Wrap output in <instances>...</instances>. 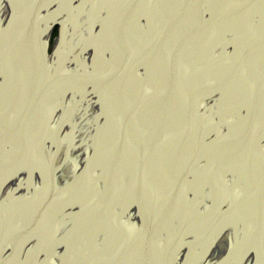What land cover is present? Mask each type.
I'll return each mask as SVG.
<instances>
[{"label": "bare ground", "instance_id": "bare-ground-1", "mask_svg": "<svg viewBox=\"0 0 264 264\" xmlns=\"http://www.w3.org/2000/svg\"><path fill=\"white\" fill-rule=\"evenodd\" d=\"M234 1L218 0L212 6L213 12L220 18L223 14L233 12L230 15L226 14L230 16L229 18L222 19V26L223 28L236 24L242 26V29H237L236 35L238 40L242 41L240 45L244 47L243 52L247 50L248 43L255 49L259 45L263 50V39L251 38L255 33H252L250 19L256 14L258 32L263 33L264 6L247 4L246 0L243 3ZM39 2L43 3V0ZM10 3L13 9V19L18 17L17 15L22 10L24 11L25 20L21 22L19 29L26 32L27 40L24 47L16 48L11 34L7 32L0 34V139L7 144V156L0 158V167L11 163L19 156L38 149L40 105L55 80L60 78L57 70L50 72L49 66L45 65V68L41 66L39 34L43 27L34 22L35 14L22 8L20 0L3 1V4L9 5ZM162 6V20L155 23L152 15H149V28L143 35H138L141 4L134 8L117 6L106 23V39L113 43L116 52L112 73L119 77L117 79L119 82L110 80L108 81L110 83L106 81L100 85L101 93L109 105L108 123L110 122L111 126L109 125L108 132L117 133L112 145L115 152V163L108 173L107 181L102 183L100 188L93 189L87 198L79 200L75 207L69 205L66 210L64 205L70 199L66 191L52 189L50 192L47 190L36 192L33 190L34 193H31L30 198L27 199L24 198L27 191L19 193L17 199L10 198L0 206V220L4 222L8 230L29 227L30 230L38 231L47 238H51L52 234L61 227L63 236L67 237L65 244L70 256L118 257L116 252L120 246L130 245L135 233L141 231L143 226L142 220L137 223V220L126 212L131 205H136L142 212L144 222L161 225V227L170 224V229L174 226L172 212L171 210L168 212L167 207L170 178L174 172L173 164L179 163L177 169L191 167L196 160L205 157V154L209 157L210 152L199 145L203 133L193 127L192 107L179 102L177 96L204 93L214 88L215 85L222 87L225 96L231 95L233 86L229 89H226V86L235 73L234 70L228 68L223 71L219 83L205 81L189 91H183L167 81L165 86L152 90L148 95L139 94L138 98H130V87H134H129L120 80L131 75L138 64L146 65V61L153 57L162 38L170 30L176 31L177 37L174 45L177 50L174 49L172 55L165 54L164 66L160 72H165V76L169 75L170 78L178 77L174 66L186 57V54L182 52L183 47L179 48V43L182 40L181 36L186 35L183 33V20L189 14L196 13L195 2L192 0L190 3L186 0H162ZM35 11L37 12L38 9ZM26 14H31L30 23H26ZM43 17H47L46 13ZM13 25L14 21L10 25L12 29ZM197 26L199 25L196 24L193 28ZM201 27L206 33L205 36L211 34L209 21ZM200 40L201 38L197 41ZM190 51L191 53L200 52L195 51L192 44ZM242 54L237 72L243 73L240 85L244 91H238V94L245 99L248 72L244 63L248 54ZM253 55L263 57L262 54ZM200 62L199 58V64L195 67H200ZM251 65L256 67V62L252 61ZM259 70H257L258 75ZM56 72L57 77L54 75ZM199 76H203L199 70L192 75V77ZM40 89H42V94L39 92ZM37 91L40 97L36 100ZM153 96L165 97V99L159 101ZM231 97L232 95L224 98L220 104L224 105V101ZM170 112L173 114L172 123ZM100 123L103 125L102 121ZM235 128L237 127H234L230 138L224 140L230 144L223 147L230 154L234 152L235 160L230 165L231 167L238 163L234 174L237 175L238 172L239 175L245 176L238 184L243 192L241 204L248 212L251 224L258 230L259 223L264 220V213L259 209L262 205L260 199L262 189L259 186L262 177L258 176L263 169L264 146L260 147L259 151L257 143L264 138V133L257 129L251 131L247 122L243 125V129ZM124 145L129 147V156L124 153ZM216 156L218 159L223 157L220 151ZM144 158H147L144 163L150 164L143 166L141 177L140 168ZM212 164L215 165L213 160ZM221 170L224 173L226 166L221 167ZM159 174H163V177ZM143 188L150 197H144L140 193ZM156 196L165 203L166 211L159 209L155 200ZM21 201L24 204V212L17 214L15 209L19 207ZM252 206L254 209L251 208ZM239 210L237 207L232 211L238 213ZM159 231L158 229L156 234Z\"/></svg>", "mask_w": 264, "mask_h": 264}, {"label": "snow or ice", "instance_id": "snow-or-ice-1", "mask_svg": "<svg viewBox=\"0 0 264 264\" xmlns=\"http://www.w3.org/2000/svg\"><path fill=\"white\" fill-rule=\"evenodd\" d=\"M146 2L151 0H20L21 7L31 14H37L36 9H55L42 17L49 26L45 62L60 78L40 105L38 149L0 167V194L8 189L6 200L25 190L27 199L33 190L56 189L70 196L66 210L107 181L115 163L112 145L117 133L108 132L100 123L109 114L100 85L112 75L116 52L106 39L101 15L113 7L134 8ZM260 3L264 5V0ZM31 14H26V23H30ZM72 14L83 22L60 19ZM224 104L223 109L219 102L205 108L203 138L208 144L217 143L212 140L214 135H225L226 113H231L232 122L242 126L247 122L243 108L236 110L233 101ZM261 130L264 132V122ZM6 149L0 139V158L7 156ZM230 176L219 171L211 157H201L193 166L173 172L168 205L174 226L169 230L164 264H264V220L258 230L251 224L241 204L243 192ZM225 205L227 212L223 211ZM237 207L240 210L234 213ZM127 213L137 223L143 218L135 206L128 207ZM69 259L66 247L56 237L47 238L29 227L10 231L0 220V264H56L58 260L66 264Z\"/></svg>", "mask_w": 264, "mask_h": 264}, {"label": "flooded vegetation", "instance_id": "flooded-vegetation-1", "mask_svg": "<svg viewBox=\"0 0 264 264\" xmlns=\"http://www.w3.org/2000/svg\"><path fill=\"white\" fill-rule=\"evenodd\" d=\"M2 0V10H3V17L0 18V32L7 27L13 17V9L11 3L3 4ZM188 3H190V0H186ZM195 2L196 6V13L189 14L184 20V28L183 33H186V35H182V39H188L192 35H196L197 37L190 41L186 40L183 44V51L186 54V57L183 58V60H179V62L174 66L177 70L178 77L176 78H170L169 75L165 76V72H160V70L163 69L162 66H164L163 59L166 57L165 54H171L173 53L175 49L174 40L177 37L176 31L174 29L170 30V32L166 33V36H164L161 40L160 46L157 47V50L155 51L153 57L146 61V65L138 64L135 69L133 70L132 74L128 79L123 78L125 81V85L133 86L134 88L130 87V93L129 97L132 99L138 98V95H148L152 90L157 89L159 87H163L167 84V81L170 82V85H176L179 87V89L183 91H189L192 87H198L205 81H214L216 83H219V80L222 79V73L225 70H228V68H231L234 70V73H237L239 68V61L240 57H242V53H247L248 56L246 57V61L244 63L246 71L248 72L247 75V85L254 86L259 84L264 88V48H263V57H257L253 54H260L257 53L255 50V47L253 45L247 44L246 48L247 50L244 51V47L240 45L242 41H239L237 38V29H242V26L240 24H236L233 26H230L228 28H223L222 26V18L216 13L213 12L212 6L217 3L218 0H192ZM244 0H235L234 2H243ZM250 3H254L253 0H248ZM142 5V12H141V19L139 20L138 24V35H143L145 32L148 31L149 28V20L148 16L152 15V19L155 23H158L162 20L163 14H162V0H151L149 3H143ZM7 7V9L4 10V8ZM264 8V7H263ZM116 7L111 8L108 11H105L102 13L101 18L104 20L105 25L108 23V20L112 16L114 10ZM50 11H55V9H44L43 11L38 10L37 14H35L37 18V23L40 25V27H43L42 31H40L41 34H39V43L41 45V52L39 54V59L41 58L42 67L45 65L48 66V64L45 62L48 51H47V30H48V23L46 20L42 19L43 15L48 13ZM204 13H207L205 16ZM34 16V17H35ZM70 18L73 22H75L77 19L80 20V22H83V18L78 17L76 14H72L70 17L61 16L60 19L64 20ZM258 20V17L255 15L252 16L250 19V26L252 27V33L254 32L255 35L251 38H261L264 42V31L261 33V31L258 32V25L256 21ZM209 21L211 23V34L208 36H205V32L201 26H204L206 22ZM196 24V28H193ZM99 26L97 27L96 31H99ZM63 33V26H61V34ZM261 34V35H260ZM199 38H201L200 41H197ZM191 44L193 45V48L195 51H200L199 53H191L190 47ZM241 54V56H240ZM199 58L201 59L200 67H195L198 63ZM257 60V61H256ZM256 62V67L251 65V62ZM45 68V67H44ZM259 70V75L257 74V70ZM200 71V74L203 76L199 77H192V75L197 71ZM55 71V69L50 70ZM57 77V72L56 74ZM243 90L241 86H238V83L233 85L232 89V97L227 99V101H233L236 105V110H239V108H243L245 111V115L248 117L247 119V125L248 128L251 131H255L256 129L258 131L261 130L262 122H264V95H252L247 93L246 91V98L242 99L238 91ZM102 91V90H101ZM244 91V90H243ZM212 93H215V95H212ZM223 89L219 85H215L214 88L210 89L207 92L204 93H194V94H182L177 96V100L179 102H182L183 104H187L188 106L192 107L191 110V117L193 119V127L202 132V147L209 152V157L212 158L213 162L215 163L216 168L223 172L221 170V167L226 166V171L224 173H231L230 178L235 180V186L238 187V184L240 183L241 178H245L244 175H240L237 172V175L234 174L236 172L234 169L237 168V164L230 167V165L234 162L235 158L234 152L232 154L226 152V148L223 146V141L227 138H230L231 133L234 129V127H237L235 129H243V126L240 122H232L231 113H226L225 121H224V134L220 137L213 136V138L218 139V145H206V142L204 141V129L203 124L204 121L202 117L206 114L205 108H211L214 103L219 102V107L223 109L225 107L224 105H221L220 102L224 98H228V96H225L223 94ZM102 94V93H101ZM202 105L204 107H202ZM173 114L170 112V122L171 117ZM233 123V124H230ZM109 129V128H107ZM264 133V132H263ZM264 136V134H263ZM262 136V137H263ZM252 144V143H251ZM264 146V138L259 140L257 143V148L260 151V147L262 148ZM220 151V154L223 157L217 158L216 154H218ZM208 156V155H207ZM206 157V154H205ZM248 160V158H247ZM177 165L179 163L173 164L174 168L173 171L177 169ZM176 166V167H175ZM262 173L258 176L262 177L259 186L262 189V195L260 196L262 205L259 206L260 212L262 211L264 213V158L262 159ZM237 170V169H236ZM156 172V171H154ZM157 173H159L157 171ZM156 173V174H157ZM155 175V173H154ZM160 175V174H159ZM158 175V176H159ZM255 176V174H253ZM156 176V175H155ZM27 191V190H25ZM25 193V192H23ZM34 193V191H32ZM8 194V189L4 190V194H0V206L3 202H6L10 198L17 199L18 194L15 196H9V198L6 200L5 195ZM25 196V195H24ZM23 198V197H21ZM21 203L16 206L18 208L15 209V212L17 214H22L24 212V204ZM12 208H14L13 205H11ZM135 206L137 209L138 207ZM130 206V207H131ZM254 209V206L251 207ZM228 205H225L223 211L227 212ZM201 212L204 210L201 209ZM127 212V210H126ZM123 221V220H122ZM124 222V221H123ZM127 224L126 222H124ZM55 224V223H54ZM259 226H261V222L259 223ZM130 228L132 230V226L130 225ZM55 230V227L53 229V232ZM52 237H56L60 242L66 247L65 240H67L66 236H63L62 228L59 227L55 233L52 234ZM51 237V238H52ZM100 237V235L98 236Z\"/></svg>", "mask_w": 264, "mask_h": 264}, {"label": "rangeland", "instance_id": "rangeland-1", "mask_svg": "<svg viewBox=\"0 0 264 264\" xmlns=\"http://www.w3.org/2000/svg\"><path fill=\"white\" fill-rule=\"evenodd\" d=\"M233 12H228L226 14H232ZM226 14H223L222 15V19H226V18H229L230 16L229 15H226ZM18 17H14L13 21H14V25H13V29L10 27V25L4 30V33L7 32L8 34H11V37L12 39L14 38L15 40V47L16 48H22L24 47L25 45V42L27 40V38L25 37L26 35V32L22 31L19 29L20 27V24L22 21L25 20L24 18V11L22 10V12H20L18 15ZM34 22H36V16L35 18L33 19ZM14 33V34H13ZM197 36L196 35H192L190 36L188 39H182L179 43V48L183 47V44L186 40H194ZM175 50H177V48H175ZM168 57V56H167ZM242 75L243 73L241 71L235 73L232 75V78L229 80V83L228 85L226 86V89H229V87H232L234 84L238 83V85L241 84L242 82ZM119 77L115 74L112 73V75L110 76V78L107 80L110 81V80H113V81H117ZM119 82V81H117ZM110 83V82H108ZM41 94H42V89H40L39 91ZM39 92L37 91L36 95H35V98L36 100L39 99L40 97V94ZM110 93V89L108 91V94ZM167 93V92H166ZM259 94H264V89L261 90L259 92ZM169 95V94H167ZM153 97H156L154 98L155 100H159V101H164L165 97H160V96H153ZM34 98V99H35ZM230 144L229 142L227 141H223V145H228ZM123 145V144H121ZM124 149V153L126 156H129V147L124 145L123 147ZM129 159V158H128ZM147 158H144L142 159V164H141V168H140V176L142 177V168L145 164H150V163H144V161H146ZM140 193L144 196V197H150L149 194H147L145 188H143ZM155 200L157 202V205L159 207V209L163 210V211H166L165 210V203L162 201V199L158 196L155 197ZM147 203V202H145ZM168 207V212H170V208H169V205L167 206ZM154 227H152L150 229V236L146 239H144V235H142V233H139L136 232L135 233V237L137 235V239H134L130 245L128 244H122L120 246V248L118 249V251L116 252V256L118 257H127V258H142V256L144 255L145 258H159V257H162L161 255L163 254V252H160L159 249L155 246V242L153 241L152 239V236L153 234L155 233L156 229L158 231L159 229V225H153ZM161 226V225H160ZM156 231V233H157ZM155 233V234H156ZM154 234V235H155ZM140 235H142L140 237ZM157 235V234H156ZM141 238V239H140ZM143 247L146 249H143ZM159 256V257H158Z\"/></svg>", "mask_w": 264, "mask_h": 264}, {"label": "water", "instance_id": "water-1", "mask_svg": "<svg viewBox=\"0 0 264 264\" xmlns=\"http://www.w3.org/2000/svg\"><path fill=\"white\" fill-rule=\"evenodd\" d=\"M245 2L247 4L249 3L251 5H261V3H258V2H260V0H253L254 3H250L248 0H246ZM254 38L256 39V37H254ZM255 50L257 51V53L263 54V50L259 47V45H257V48ZM245 88L247 89V93H249V94L264 95V94H259V92L261 90H263V88L260 84H259V86L258 85H254V86L246 85ZM108 107H109V105H108ZM106 121L108 122V115L105 119L102 120V122H103V125H106V128H109L110 122L107 124ZM212 140L217 141V143L215 145H218V139L213 138ZM206 145L209 146L211 144H208L206 142ZM160 176L163 177V174H160ZM239 177H240V175H239ZM141 220L143 221V223H142L143 226H142L141 231H137V232H138V234L142 233V235H144V239H146L150 236V234H151L150 229L154 226L152 224H149L148 222H144L143 219H141ZM167 221H168V216H167ZM159 230L160 231L157 235L155 233H154L155 235L153 234L152 239L155 242V246L159 249V251L164 253V250L167 246V238H168V234H169V230H170V224L168 226H165V227L159 226ZM137 235H136V239L138 240ZM142 235H140V237ZM143 249H145V248L143 247ZM161 256L162 257L158 256L159 258H145L144 255L142 256V258L70 256V259H69V261L66 262V264H164L163 254ZM56 264H61V262L58 260L56 262Z\"/></svg>", "mask_w": 264, "mask_h": 264}]
</instances>
